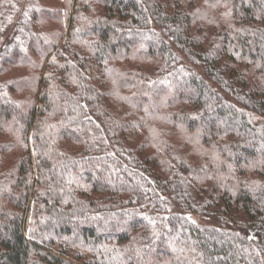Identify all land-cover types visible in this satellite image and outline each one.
Returning <instances> with one entry per match:
<instances>
[{"label": "trees", "instance_id": "trees-1", "mask_svg": "<svg viewBox=\"0 0 264 264\" xmlns=\"http://www.w3.org/2000/svg\"><path fill=\"white\" fill-rule=\"evenodd\" d=\"M46 4L0 52V264H264V0Z\"/></svg>", "mask_w": 264, "mask_h": 264}, {"label": "rangeland", "instance_id": "rangeland-1", "mask_svg": "<svg viewBox=\"0 0 264 264\" xmlns=\"http://www.w3.org/2000/svg\"><path fill=\"white\" fill-rule=\"evenodd\" d=\"M8 1L10 2V5L9 6L7 5V8H5V10L7 9V12L0 14L2 15V19L0 20V52L1 53L4 50V48L7 46V43L12 36L13 29L18 19L24 16V14H26V9H28V7H30L32 4L33 5L36 4V0H8ZM50 1L51 0H40V3L47 5L46 3H49ZM249 66L250 68H253L252 65ZM14 70H15L14 66L10 67L8 70L6 67L5 71L0 75V82L3 81L4 79H7V76H11L14 73ZM5 89L7 91V85L5 86ZM192 133L193 132L190 133L184 132L180 127L169 128V130H167V138L173 141L175 140V142H177L178 140H180L181 135L183 134L191 135ZM208 142L204 141V143H200V146L209 150L210 145ZM13 153L14 150L4 157L0 154L2 156L0 160V166H3L5 168L9 167L12 161Z\"/></svg>", "mask_w": 264, "mask_h": 264}]
</instances>
